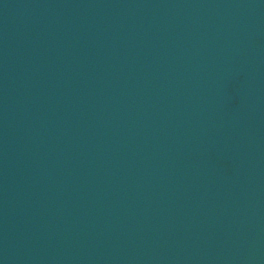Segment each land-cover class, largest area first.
Listing matches in <instances>:
<instances>
[{"label":"water","instance_id":"water-1","mask_svg":"<svg viewBox=\"0 0 264 264\" xmlns=\"http://www.w3.org/2000/svg\"><path fill=\"white\" fill-rule=\"evenodd\" d=\"M1 190L2 264H264V0H0Z\"/></svg>","mask_w":264,"mask_h":264},{"label":"snow or ice","instance_id":"snow-or-ice-1","mask_svg":"<svg viewBox=\"0 0 264 264\" xmlns=\"http://www.w3.org/2000/svg\"><path fill=\"white\" fill-rule=\"evenodd\" d=\"M0 264H2V262H0Z\"/></svg>","mask_w":264,"mask_h":264}]
</instances>
